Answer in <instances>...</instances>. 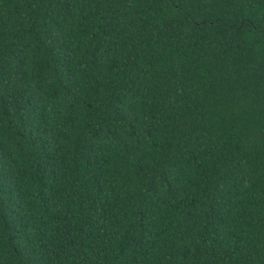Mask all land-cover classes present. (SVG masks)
I'll use <instances>...</instances> for the list:
<instances>
[{
	"label": "trees",
	"instance_id": "obj_1",
	"mask_svg": "<svg viewBox=\"0 0 264 264\" xmlns=\"http://www.w3.org/2000/svg\"><path fill=\"white\" fill-rule=\"evenodd\" d=\"M0 264H264V0H0Z\"/></svg>",
	"mask_w": 264,
	"mask_h": 264
}]
</instances>
